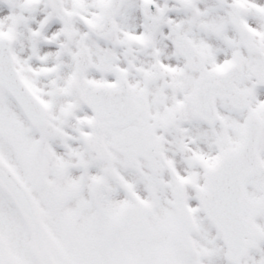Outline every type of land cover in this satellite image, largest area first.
I'll return each instance as SVG.
<instances>
[{"label": "snow or ice", "instance_id": "obj_1", "mask_svg": "<svg viewBox=\"0 0 264 264\" xmlns=\"http://www.w3.org/2000/svg\"><path fill=\"white\" fill-rule=\"evenodd\" d=\"M0 264H264V0H0Z\"/></svg>", "mask_w": 264, "mask_h": 264}]
</instances>
